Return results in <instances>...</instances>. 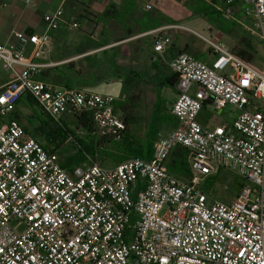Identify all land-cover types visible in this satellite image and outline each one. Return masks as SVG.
I'll use <instances>...</instances> for the list:
<instances>
[{"label":"built area","instance_id":"built-area-1","mask_svg":"<svg viewBox=\"0 0 264 264\" xmlns=\"http://www.w3.org/2000/svg\"><path fill=\"white\" fill-rule=\"evenodd\" d=\"M244 2L243 21L234 0L216 9L224 21L243 25L264 51V0ZM62 20L59 9L44 17L43 34L17 31L15 43L0 45V66L9 73L0 88V264H264V66L185 24L150 32L156 52L172 42L164 31L175 30L200 37L213 57L206 63L182 52L172 60L176 127L155 141L149 159L112 168L88 161L68 170L54 146L38 143L16 119L24 95L58 125L66 115L91 113L104 136L121 140L126 124L114 96L36 79L43 65L35 60ZM208 102L216 112H235L233 122L201 124ZM178 147L189 151V178L168 169ZM221 169L246 182L230 203L201 188Z\"/></svg>","mask_w":264,"mask_h":264},{"label":"crops","instance_id":"crops-1","mask_svg":"<svg viewBox=\"0 0 264 264\" xmlns=\"http://www.w3.org/2000/svg\"><path fill=\"white\" fill-rule=\"evenodd\" d=\"M190 1L33 0L32 4H28L26 0H0V45L15 43L14 33L17 31L43 34L44 17L62 9L63 20L59 28L51 32L50 43L41 58L35 60L43 65L37 75L43 74L50 79V83L58 86L114 96L117 105L126 102L130 96H137L135 125L158 127L157 139L167 136L177 124L171 114L178 95L177 75L170 68L172 60L182 52L206 63L213 59L210 48L200 37L175 30L164 31L163 35L172 42L163 52L154 50V35L149 33L170 24L191 23L190 19L197 13L186 15L178 10L184 7L182 2ZM193 1L198 3V13L204 15L203 1ZM206 1L207 7L217 10V6L225 0ZM234 3L236 17L243 21L247 6L244 0H234ZM147 4L152 5L151 10L146 9ZM73 22H77L79 27L74 28ZM237 24L235 30L222 33L209 18L208 28H215L214 33L207 36L199 34L203 37L225 35L231 51L240 45L243 38L252 37L258 43L259 52L253 64L263 69L264 51L260 42L243 25ZM187 26L197 31L195 25L194 28L189 24ZM31 50L28 49L27 55L31 54ZM8 80L9 73L7 77H0V88ZM209 106L208 102L203 111ZM19 111L20 119L33 117V112L27 108L19 107ZM116 113L125 122L124 113L118 109ZM235 116L236 113L227 108L215 113L201 112L198 120L204 126L213 128L221 123L231 124ZM34 118L32 133L40 128L36 123L37 117ZM38 118L42 120L43 117L38 115ZM62 120L68 125L74 121L70 115Z\"/></svg>","mask_w":264,"mask_h":264},{"label":"trees","instance_id":"trees-1","mask_svg":"<svg viewBox=\"0 0 264 264\" xmlns=\"http://www.w3.org/2000/svg\"><path fill=\"white\" fill-rule=\"evenodd\" d=\"M203 11L204 14L210 18L211 23L216 26L217 30L222 33H228L238 28L237 23L224 21L221 18L220 12L215 10V8L206 6ZM257 45V41L248 36V38H243L240 45L235 47L232 52L254 66V60L259 56ZM36 79L40 81H50V79L43 74L37 75ZM137 102V96H130L126 102L116 105V109L124 113L126 123V130L121 140H117L115 137L109 135L104 136L91 113H81L72 116L77 127L81 128L89 135L85 139H79L75 137V132L67 123L63 122V120L62 125H58L50 117L45 115L29 94L24 95L18 102L15 117L21 121L19 107L27 108L32 111L33 117L24 116L29 126V128H25V130L41 145L46 147L54 146L55 151H61L67 144L69 137L72 136L76 141L75 146L77 147V151L64 161V167L68 170H72V168L80 166L88 161L103 166V160L98 157L99 151L103 152L102 156L104 159H109L115 164L122 163L132 158L149 159L151 157L154 143L158 139H156V137L159 133V128L156 126L146 127L145 136L142 139H139L131 133L130 128L135 125V121L137 120ZM38 115H42V120L38 118ZM34 116L37 117L38 120H36V123L40 125V128H37V132L35 131L32 133L29 129L35 125ZM188 156L189 151L186 148H176L172 152L168 162L169 171L183 178H189Z\"/></svg>","mask_w":264,"mask_h":264},{"label":"rangeland","instance_id":"rangeland-1","mask_svg":"<svg viewBox=\"0 0 264 264\" xmlns=\"http://www.w3.org/2000/svg\"><path fill=\"white\" fill-rule=\"evenodd\" d=\"M201 1H203L202 2L203 8L206 7L207 1L206 0H201ZM218 1L220 2L221 0H218ZM194 2L195 1H193V0L190 2H187V3L182 2V4L184 5L185 8L181 7L180 9H178L180 12L185 13L186 15L187 14L192 15V14L197 13L196 16H193L190 19L191 23L188 22L187 25L189 24L193 28L195 25L197 32L204 35V36L209 35V33L212 34V32L214 33L215 28H213L214 30L211 28H208V25H209L208 16H206L205 14L200 15L198 13V3H194ZM210 38H212L213 40H216V41L223 42L226 46H228V48L231 49V47L229 46V43H228V39L225 35L224 36L222 35L219 37H216L214 35L213 37H210ZM3 76L7 77V73L0 66V77H3ZM208 112L215 113L214 109L211 106L207 107V109L205 111H202V114L203 113L208 114ZM20 122L22 124H24L25 127L29 128V126L27 125V122L24 118H22ZM69 126L75 132V137H77L79 139L80 138L85 139L87 136H89L87 132H85L81 128L77 127L75 121H72ZM130 129H131V132L136 137H138L139 139L144 138L145 130H146L145 126H142V125L139 126L136 124V125L132 126ZM30 131L33 132L32 127H30ZM75 144H76L75 140L68 142L64 146V148L59 152L60 157L64 160L71 157L77 151V147L75 146ZM102 154H103V152H101V151L98 152V157L101 158V160H103V166L105 168H112V166L115 165V163H113L109 159H104ZM245 183H246L245 180L242 177H240L237 173H235L231 170H228V169H221L216 177H212V178L207 179L201 188H202L203 192L206 193L208 196H210V198L212 200H216V201H220V202H224V203H230L236 198L241 187ZM212 200H209V201H212ZM13 227H15V226L13 225ZM19 229H21V228H19Z\"/></svg>","mask_w":264,"mask_h":264}]
</instances>
